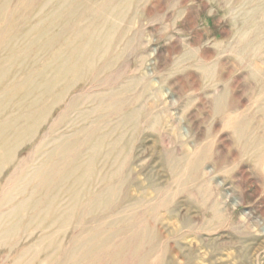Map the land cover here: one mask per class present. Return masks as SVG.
<instances>
[{
	"label": "rangeland",
	"instance_id": "obj_1",
	"mask_svg": "<svg viewBox=\"0 0 264 264\" xmlns=\"http://www.w3.org/2000/svg\"><path fill=\"white\" fill-rule=\"evenodd\" d=\"M75 1L82 3L71 16L70 24L77 23L76 31L82 27L79 23L83 19V26L94 23L93 26L100 24L101 29L113 31L103 50L91 61L84 80L53 108L35 137L18 149V159L3 168L1 182H5L20 158L33 151L74 97L95 94V102L89 107L99 108L90 120L115 128L116 135L123 136L125 155L130 152V156H124V179L117 175L104 182L105 176L110 177L115 154L105 167V155L95 154V172L89 184L92 191L100 192L105 185L122 182L117 210L127 200H150L149 207L154 209L152 214H146V219L153 229L149 233L155 248L151 261L264 264V170L256 167L253 150L243 152L232 130L224 127L227 112L217 110V101L222 97L227 100L234 93L233 102L242 107L252 104L259 93L261 84L248 66L263 68V64L256 57L247 61L240 58L254 55L255 51L264 52L259 39L244 37L247 30H258L264 38V10L258 12L259 2ZM247 14L254 21L250 26L242 24ZM128 115L133 118L125 121ZM201 147L211 149L203 161V172L200 177L188 178L186 183L182 168L177 174L174 165L180 159L181 163L186 162V154ZM93 155L87 154L85 159ZM207 180L211 188L205 193L202 185ZM160 188L170 194L165 205L158 204ZM216 198L225 201L224 215L219 218L212 206ZM236 201L237 207L230 210L229 205L232 207ZM111 203L107 211L97 214L110 216L116 210L115 196ZM72 232V227L67 230V238ZM38 235L39 231L31 238L23 237L14 252L31 244ZM7 252V247L0 248V261ZM59 253L61 256L64 251ZM151 261L148 264H155ZM10 262L12 259L8 258Z\"/></svg>",
	"mask_w": 264,
	"mask_h": 264
},
{
	"label": "bare ground",
	"instance_id": "obj_2",
	"mask_svg": "<svg viewBox=\"0 0 264 264\" xmlns=\"http://www.w3.org/2000/svg\"><path fill=\"white\" fill-rule=\"evenodd\" d=\"M255 1L259 2L258 12L264 10V0ZM81 4L75 0H0V248H8L0 264H148L153 258L152 228L146 219L154 209L149 207L150 200H127L117 210L122 182L105 185L100 192L92 191L89 184L95 172V154L105 155L104 167L115 154L110 177L105 176L104 182L117 175L123 180L124 156H130V152L125 155L123 136L116 135L115 128L90 120L99 108L89 107L95 94L74 97L33 151L20 158L1 182L3 168L18 159V149L35 137L53 108L84 80L91 61L113 31L101 29L100 24L83 26L84 19L76 31L77 23L70 24L71 16ZM249 17L247 14L242 24H253ZM259 33L247 30L244 37L255 36L258 45H264ZM254 57L263 68L248 66L261 84L252 104L243 105L241 111L243 106L233 102V93L227 100L222 97L217 101V110L227 112L224 127L232 130L243 152L253 150L256 167L264 170V52L240 56L246 61ZM132 118L128 115L125 121ZM208 149L201 147L186 154V162L176 161L174 171L179 174L182 168L186 183L190 177H200ZM90 153L92 158L85 159ZM131 172L128 169V176ZM205 182L202 191L206 193L211 186L210 180ZM159 193L158 204H167L169 191L160 188ZM114 196L117 211L110 216L98 215V211L108 210ZM237 205L236 201L229 209ZM212 206L217 218L224 215L225 201L216 198ZM71 227L72 235L67 238ZM37 231L39 235L31 244L14 252L23 237L31 238ZM61 250L64 253L60 256ZM8 258L12 262L8 263Z\"/></svg>",
	"mask_w": 264,
	"mask_h": 264
}]
</instances>
